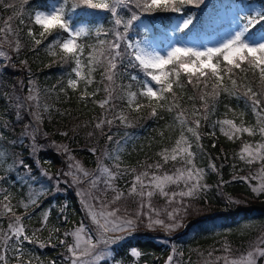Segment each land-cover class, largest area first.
<instances>
[{"label":"trees","instance_id":"obj_1","mask_svg":"<svg viewBox=\"0 0 264 264\" xmlns=\"http://www.w3.org/2000/svg\"><path fill=\"white\" fill-rule=\"evenodd\" d=\"M216 1L226 6L230 1L235 0H203L197 9V19L191 26L199 25L204 28L203 24L207 23L208 13L203 15L201 13L208 7H215ZM258 1L264 7V0ZM46 2L47 0H27V2L26 0H0V28H11L13 34L19 32L22 43L27 45L17 54L7 43L0 44V51L4 50L6 53L4 58H0V175L8 177L0 187L6 185L12 194L14 210L17 215L22 216L27 234L31 236L33 232L36 233L33 238L37 241L36 243L24 242L26 253L24 259H31V264H63L61 257L67 254L66 247L59 243L63 237V231L77 224L82 218L77 197L69 190L61 193L54 192L53 186H46L45 180L41 193L35 197L36 205H31L27 209L31 213L30 219L23 218L25 209L19 202L25 199L23 198L25 186L40 184L38 183L40 181L36 180L40 170L35 160L48 165L52 173H57L58 165L62 163L64 157L56 146L62 142L74 154L80 155L88 166L96 164V157L107 165H115L117 163L115 157L118 156L121 169L136 168L139 172L148 170V164L160 163L162 165L160 170L153 168L148 171L162 174V172H172L178 168L176 162L171 160V156L172 149L177 147L176 141L180 139L181 132L192 144L191 150L195 153V163L203 168H208L211 163L217 165L216 171L209 169L205 173L208 190L197 198L201 204L200 208L196 212L189 210L186 215L182 213L178 218L181 226L169 231V235L165 237L155 234L156 228L148 227V223L143 220L137 225L145 227L147 230L143 229L147 233L142 234L140 229L134 227L132 236L123 237L109 245L111 254L106 261H112L114 258L125 262L134 260L135 264H168L169 255L173 250V255H179L177 264H196V254L205 253L212 245L219 244L221 237L230 238L239 246L251 242L261 226H264V192L254 193L248 180L233 179V177H247L248 163L240 159L237 155L238 151L246 141L262 138L258 132V117L252 112L251 107L245 104L244 99L237 100L222 93L216 103L215 113L211 114L207 121L202 120L197 130L202 137L198 142L199 147L195 137L187 132V127L195 126L194 121L197 116L194 115V110L199 109L202 113V102L198 97L203 84L194 88L188 83L185 73L181 72L180 75L183 88L174 85L175 96L166 94L167 100L161 101L165 103V109L158 108L157 116L150 115L151 107L148 106V100L139 95L133 100L132 108H129V93H139L141 89L139 81L144 74L138 68L125 72L122 67H118L115 84L107 81L105 74L107 52H102L99 41H108L112 37L107 33L111 32L113 18L107 11L90 9L86 6L77 7L66 13L70 15L72 22L86 23V29L78 42L84 46V51L80 53L84 79H77L75 90L69 88L67 82L73 76L71 69L75 63L74 59L69 57L65 63L61 59L62 54L59 53L58 47L52 49L58 52L55 57L50 54L48 48V43L54 37L62 40L67 36L66 33L56 30L54 36H50L35 49L31 47L27 37L28 27L33 26L30 23L33 12L36 8H46ZM93 2L96 3L94 0ZM71 3L72 0H69L66 8H71ZM189 6H186L188 11H190ZM169 14L161 13L160 17L165 20ZM147 15L153 17L154 13ZM21 18L25 20L24 25L19 23ZM263 23L264 21H258L253 27L254 32L263 28ZM33 31L38 36L40 29L38 26H33ZM3 35L4 33H0V39ZM8 38L12 39L13 35L9 34ZM107 47L105 44L103 49L106 50ZM90 54L98 57L99 63L92 65L94 71L89 77L88 60L92 58ZM8 57L11 59L9 60ZM21 61L26 63L22 64ZM243 67L246 69L245 72L233 70L238 84L251 86L254 91H261L258 71L253 74L247 65ZM132 75H137L138 81H133ZM88 79L92 80L91 84L87 83ZM213 82L209 80L207 91H211ZM225 83L231 86L227 77H225ZM106 86L118 87L116 95L121 97L118 101L110 102L116 104V110L107 112L108 118L114 114H123L128 117L130 126L122 125L117 120L111 127L105 124L102 129L95 128V124L109 107V105L105 108L100 107V103L108 95L104 91ZM29 89H32L31 94L36 99L31 101L27 99ZM239 90L243 92L245 89L241 87ZM81 92L95 93V95H85L81 99ZM17 97H20L25 105L22 111L26 115L27 122L31 119L27 114L29 107L42 114L43 119L38 124L40 131L37 134L40 139L35 141L41 145L45 140L43 137H46L51 141V146L42 145L36 152H32L29 138L24 139L23 142L20 141L21 135L18 136L16 134L18 130L14 128V123L20 125L18 121L20 118L16 117L14 111ZM189 97L193 99L189 100ZM260 98L264 100V96ZM137 103L142 105L138 112L133 111ZM37 104L39 107H36ZM168 107L172 108L171 112L166 110ZM261 115L264 116V113ZM177 116H181L189 123L182 125L180 120L176 119ZM224 119L232 120L238 126L252 127L255 132L251 136L248 133H233V139L229 140L228 136L220 131L221 124L217 123ZM64 132L67 133L66 136L61 135ZM213 132L215 135H212ZM89 133L92 135L90 136ZM108 135H112L114 139L108 141ZM118 141L120 143H117ZM92 149H95V152ZM105 152L109 153V157L104 156ZM164 155L169 157L166 164ZM18 158L23 160L29 171H25L23 167L14 168ZM236 172L237 174H234ZM133 175L129 173L117 180V183L126 184L125 181L130 180ZM25 177L28 179L25 180ZM128 185L129 182L126 186ZM2 195L0 194V231L7 229L11 217V213L5 214ZM109 195L106 193L107 198ZM230 196H234V199L243 204L236 205L237 203L231 200ZM162 199L157 196L156 199L151 200L156 209L151 218H155L156 213L164 218L168 211H172V209L166 210L168 207L159 201ZM184 200L188 202V199ZM111 201L109 199L107 204H111ZM137 201L138 197L128 196L116 202L115 208L119 209V212L127 209L129 214L134 213L138 210ZM46 208L48 218L45 221L43 212ZM181 217L183 220L180 219ZM40 244L45 246L40 247ZM2 247L0 243V248ZM133 248L137 251L135 255L131 252ZM8 264H15L11 249L8 253Z\"/></svg>","mask_w":264,"mask_h":264},{"label":"snow or ice","instance_id":"obj_2","mask_svg":"<svg viewBox=\"0 0 264 264\" xmlns=\"http://www.w3.org/2000/svg\"><path fill=\"white\" fill-rule=\"evenodd\" d=\"M27 2V0H26ZM69 0H61L58 6H53L50 11H36L34 17L31 18V25L38 26L40 31L37 34L33 31V26H29L27 29V37L33 49L36 46L42 45V43L50 36H54L56 30H60L67 34V37L60 40L53 38L51 42L48 43V48L50 54L55 57L58 55L57 51L52 50L54 47H58L61 59L67 62L69 57L73 58L75 61V67L71 69L78 79L83 80L82 75V63L80 53L84 51V46L77 43V38H79L83 33L84 29L76 28L73 29L70 20L68 19L66 13L80 6H86L90 9H99L108 11L111 13L114 22V28L108 35L113 38L111 40H100L99 45L101 50L107 52L106 60L107 66L105 67L106 79L110 84H115V79L118 75L116 71L118 67H122L125 72L129 69H140L144 74V79L139 81L141 84V89L139 93L130 92L129 93V104L128 107L132 108V102L137 95L144 97L148 100V106L151 107L150 115L155 117L158 115L157 109H165V103L161 101H166V94H171L175 96L174 85L178 88H183L180 82L181 72L187 75V81L194 88L203 84V88L200 89L199 101L202 102L201 108L202 113L199 109L194 110V115L197 118L194 121V127H187V132L191 133L195 137L197 142V147L200 145L198 142L201 140V136L198 134V129L201 126V122L207 121L209 116L216 111V103L220 98L221 94H225L229 97H234L237 100L244 99L245 104L251 107L252 112L258 117V132L261 137H264V100L260 97L264 96V39L261 41L252 43L247 40L246 33L249 32V28L253 29V25H256L261 21H264V10L258 11L255 15H249L247 18V23L244 24L239 30H234L232 34L223 39L220 43L204 44L201 47L191 46L190 44L178 42L175 40L174 43H170L165 46L164 52L159 50V44L153 43V38L159 34L164 33L165 35H175L177 33H183L185 29L193 23L195 12H186V6H194L199 8L203 3V0H103L100 3H94L93 0H72L71 8H66ZM11 7V5H8ZM124 11L128 14V18L125 19L120 15V12ZM149 13H174L180 14V23L178 26L172 30L169 29L162 23L158 25L150 26L144 31V36L140 39L133 41L129 34V30L134 26V22H137L144 14ZM11 19V18H9ZM216 22V17L211 21ZM20 25L25 24L23 18L19 21ZM153 27L156 28V33H153ZM123 29L121 31L120 29ZM99 31V30H98ZM0 33H4L3 38L0 39V44L7 43L14 53H19L20 50L27 47L26 44L22 43L19 38V32L15 34L12 33L11 28H0ZM152 33V36H149ZM9 34L13 35L12 39H9ZM160 43H163L162 41ZM107 44V49L104 50L103 46ZM91 59L88 60V71L89 77L91 76L94 68L93 64L99 63L98 57L90 54ZM6 56L5 51H0V58ZM10 60L11 57H8ZM25 64L26 61H21ZM223 64V67L221 65ZM243 65H247L249 69L252 70L253 74L258 71L261 91H254L251 86L240 85L235 77L234 69H238L240 72H245L246 69ZM170 68L171 70H167ZM225 77L230 81L231 86L229 87L225 83ZM203 78V80H201ZM131 79L133 81H138L137 75H132ZM209 80L214 82L211 84V91H207ZM68 87L75 90L77 87L76 79L68 80ZM88 84L92 83L91 79L87 80ZM131 87V85H129ZM244 87V91L241 92L239 89ZM63 91V89H62ZM99 91V89H97ZM104 91L108 94L107 98L100 103L101 108H105L106 105L109 107L106 109L105 114L98 123L95 124L96 129H102L103 125H108L111 127L117 120L120 124L125 126H130V121L127 116L123 114L113 115L108 118L107 112H115L116 104L110 103L112 101H118L121 99L120 96L116 95L118 87H108L104 88ZM32 89H29V95L27 99L29 101L36 99L32 94ZM94 96L95 93L85 92L81 95V99L84 96ZM193 97H189L192 100ZM17 104V116H21V109L25 107L22 103L20 97L16 98ZM155 102V103H154ZM36 107H39L37 104ZM142 105L137 103L133 111H139ZM168 112L172 111L171 107L166 109ZM28 116L31 118L28 124H25L23 133L19 138L21 142L26 138H30L32 141L33 150H35V140L40 129L38 124L42 122V114L33 111L31 107L27 111ZM176 119L180 120L182 125H186L189 122L177 116ZM217 123L221 125H228L229 128L234 133H248L250 136L254 134L255 129L252 127H237L232 120L218 121ZM223 130V128H222ZM228 136L229 140L233 139L232 135L228 132L224 133ZM46 135V134H45ZM61 135L66 136L67 133H61ZM91 136L92 133H89ZM212 135H215L213 132ZM114 138L112 135L107 136L108 141H112ZM117 143H120L119 141ZM176 148L172 149L173 155L171 160L176 161L178 158L181 161L183 167L176 169L175 175H158L156 171H153L150 175L148 170L155 168L160 170L162 165L160 163L148 164L147 169L144 171L137 172L136 168L133 169H121L119 163V157H115L117 163L115 168L118 170L113 173L108 167L101 166L99 171L104 174V177H95L91 183L93 186L96 185L98 181L102 180L105 185V191L111 190L114 193L111 203H116L122 198H125V192L115 187L114 181L124 178L129 173L134 174V179L131 180V186L127 189L128 196L138 197V210L134 213H130L127 217H120L117 215L119 209H113L110 212L97 213L93 206L89 203H84V208L86 214L91 217L92 223L98 230V235L96 237V244L91 243V236L89 237V243L86 247L81 248L80 239L81 234L85 232L86 225L81 223L80 226L73 232H65L64 236H73L76 238L75 245H68L67 252L70 254L67 258L70 264H97V261L103 259V253L108 252V245L114 243L117 240L122 239L121 236L111 237L108 236L109 232H122L127 234L129 230L137 226V224L142 223L144 218L147 217L149 220L148 227H153L154 224L161 225L165 230H174L180 227L179 217L181 214H187L189 211V205L185 203L184 198H197L201 193L208 190V186L203 184V178L205 174V169L197 167L194 164L195 153L192 151V144L189 143L188 137L181 132L180 139L176 141ZM181 145H187V147H181ZM215 147V144H213ZM67 151V150H65ZM95 152V149H92ZM167 150H165L166 152ZM105 157H109V153H104ZM164 163L166 164L169 160L167 155L163 156ZM240 159L245 160L249 165L254 161L264 162V143L255 145L254 147L245 144L240 153ZM213 171L217 170V165L211 163L209 165ZM23 167L25 171H29L28 166L20 160L19 164L14 165V168ZM70 168H75L78 173H82L84 177H88L90 174L82 168L79 163L70 165ZM223 167V165H221ZM65 176H72L73 183L81 182L79 177L73 172L64 173ZM8 179L5 175H0V185ZM28 177H25L27 180ZM233 179L247 180L248 177H233ZM184 183L187 190H182L179 193L173 192L169 195L166 190L169 184H178L180 182ZM59 182V181H58ZM223 183V181H221ZM127 184L128 181H125ZM158 190L159 195L165 197L167 202L171 204H176V207L172 211L167 212V217L171 223H165L162 219H157L153 221L151 215L156 209L153 207L151 198L154 193ZM253 192H264V174H262V182L258 188H252ZM0 194L2 195L3 208L5 214L11 213L9 218V223L7 224V229L0 231V243L3 247L0 248V262L3 264H8V253L11 249L13 258L15 259V264H31V259L25 260L24 256V242L36 243L37 241L33 239L36 235L35 232L30 236L27 234L26 226L22 222V216L17 215L12 204V194L8 191L6 185L0 187ZM179 196L180 200L177 201L176 197ZM95 200L101 201L100 196L93 197ZM37 201L34 197L28 199V203L20 201L19 204L25 209L23 218L30 219L31 213L27 209L31 205H36ZM158 214V213H157ZM99 217H102L104 223H100ZM44 220L48 218V212L43 213ZM39 231V229L37 230ZM91 231V228L88 229ZM61 245L67 243L66 239H61L59 241ZM97 245H103V248L97 247ZM264 240L260 242V245L251 246L250 250L247 251L246 255H241L239 259L229 260L227 256L223 257L224 264H259V262L264 259ZM44 244H40V247H44ZM225 251L228 252L230 249L225 247ZM221 259L220 257L217 258ZM172 257H169V264Z\"/></svg>","mask_w":264,"mask_h":264},{"label":"rangeland","instance_id":"obj_3","mask_svg":"<svg viewBox=\"0 0 264 264\" xmlns=\"http://www.w3.org/2000/svg\"><path fill=\"white\" fill-rule=\"evenodd\" d=\"M96 1V3H100L103 2V0H94ZM61 2V0H47V7L45 9L43 8H37L34 12H33V17L36 11H50L53 6H58L59 3ZM188 8H191L190 11L187 12H195L197 11V13L195 14L194 20L197 19L196 17L198 16V10L199 8L194 7V6H189ZM263 4H260V2L258 0H248V2H243L242 1H230L226 6H224L223 3H219V4H215V7L211 8L208 7L207 10H205L204 12H202L201 14L203 15L208 13V20L207 23L203 24V27H200L199 25L195 27H191V25L189 26L188 29H185L183 31V33H177L175 35H165L164 33H159L157 34L154 38H153V43L154 44H159V50L161 52H164V48L166 45L170 44V43H174L175 40L178 42H182V43H186V44H190L191 46H196V47H201L204 44H209V46H211L212 44H217L220 43L223 39L228 38L232 32L234 30H239L240 27H242L244 24L247 23V18L249 15H255L256 12L258 11H262L263 9ZM108 12V11H107ZM110 13V12H108ZM111 14V13H110ZM120 15L123 16L125 19L128 18V14L124 11L121 10ZM180 14H169V19L165 18V21L161 20L159 18V16H157V18L155 17L153 18H149L147 14H144L143 17H141L137 22H134V26L129 30V36L130 38L135 41L137 39H140L141 37L144 36V31L146 29H148L150 26L153 25H158L159 23L164 24L163 22H168L166 24H164L165 26H167L169 29L174 30L178 24L180 23ZM68 19L70 20V15L67 16ZM216 17V22L211 24V21L213 20V18ZM113 18V17H112ZM71 22V21H70ZM113 22V20H112ZM71 25L73 27V29L76 28H83L84 31L86 29V23H84L83 21L80 22H76L73 23L71 22ZM114 22L112 23L111 26V31L114 28ZM254 27V25H253ZM121 31H123V29H120ZM153 33H156V28L153 27ZM247 37V40L249 42L255 43L258 41H261L262 39H264V28L259 30L258 32L254 33L253 29H249V32L245 34ZM149 36H152V33H149ZM113 37H111L109 40H111ZM163 43H160V42ZM79 42V38H77V43ZM4 51V50H2ZM75 67V64L74 66ZM169 70V68L167 69ZM82 71V69H81ZM75 78H71V79H78L75 75ZM144 79V76L141 77V81ZM83 92H81L82 94ZM15 113H17V108H14ZM17 118H20L18 121L20 122V125L14 123V128H16V130H18V132L16 133L18 136L22 135L23 130H24V126L25 124H28L29 122H27L26 120V115L24 114V112L21 109V116H17ZM225 120V119H224ZM228 120V119H226ZM22 123V125H21ZM237 125V124H236ZM237 127H240L237 125ZM248 127V126H247ZM223 128V130H222ZM220 131L224 134L225 132H228L229 135H232L234 132L229 128L228 125H221L220 127ZM27 139V138H26ZM30 139V138H29ZM40 139V136H36V140ZM42 144L40 145L37 141H35V150H33L32 152H36L37 148L42 146V145H46V146H51L52 143L49 139H47L46 137H43ZM260 143H264V137L259 138L257 140H251V141H246L245 144H249L251 146H255L257 144ZM30 144L32 146V141L30 139ZM244 144V145H245ZM181 147H187V145H182ZM244 147V146H243ZM242 147V148H243ZM33 148V147H32ZM56 148L60 149V153H62V156L64 157V160H62V163H60L58 165V172L57 173H52L49 169H48V165L46 164H42L39 163V161L35 160V164L38 166L39 168V175L37 177L36 180H39L40 184H37L36 186H32L31 184L26 185L25 186V193L23 195V198H25L23 201L28 203V199L30 197H36L38 194L41 193L43 186L44 185V180L46 181V186H53L52 189L54 192H58L61 193L63 191L69 190L72 192V194H74L77 199H78V203L79 206L81 207V211H82V215H81V220L77 223L74 224L72 226L67 227V230L63 231V237L62 239H66L67 243L64 244V246L67 247L68 245H75L76 243V238L73 236H68L65 237L64 233L67 232H73L75 231L81 223H84L87 227L85 229V232L81 234V239H80V244H81V248H84L87 246V244L89 243V237L91 236V243L92 244H96V237L98 235V230L96 229L95 225L92 223L91 221V217L89 215L86 214L85 208H84V203L87 202L90 205L93 206L94 210L97 213H100L101 211L103 212H110L115 208V203H111V204H107V201L110 199L112 200L114 193L109 189L107 191H105V185L102 183L101 181H98L96 183L95 186L92 185L91 181L99 176V177H104V174L102 172L99 171L100 167H108L110 171H112L113 173L117 172L118 170L115 168V165H107L105 162H103L100 158L96 157V164L94 166H91L92 164H89L90 166H88L86 163H84L82 157L80 155H76L74 154L69 148L68 146H66V144L64 143H60L57 144ZM242 148L238 151L237 155L240 156L241 150ZM67 150V151H65ZM102 151V150H101ZM1 154V152H0ZM173 155V152H172ZM245 161V160H244ZM20 162V158L17 159L16 164H19ZM176 162V166L178 168L183 167L181 161L179 160V158L175 161ZM194 162V161H193ZM246 162V161H245ZM75 163H79L83 169H85L90 175L88 177H84L82 173H78L76 171V169L70 168V165H74ZM247 163V162H246ZM194 164L197 167L203 168L202 166H199L197 163L194 162ZM209 166V165H208ZM177 168V169H178ZM205 173L211 169V167L209 166L208 168H205ZM69 172H73L74 174H76L80 181L79 183H73L72 182V176H65L64 173H69ZM152 172V171H151ZM151 172L150 175H151ZM163 174H168V175H175L176 174V170L172 171V172H167L164 173L162 172V174H158V175H163ZM234 174H237L234 173ZM262 174H264V162L261 161H254L251 165H247V177H248V184L250 186V188H258L262 182ZM245 175V173H244ZM134 179V175L130 178V180H128L129 185L126 186V184L122 183V185L119 183H117V180L114 181V185L115 187L119 188L120 190L125 192V197H128L127 195V189L131 186V180ZM59 181V182H58ZM203 184H207V180L205 179V174H204V178L202 181ZM166 190L169 192V195H171V193L176 192L179 193L182 190H187L184 186V183L181 181L178 184H169L167 185ZM107 194L109 195V198H107L106 196ZM257 193V192H254ZM259 193V192H258ZM204 194V193H201ZM96 196H100L102 198L103 203H101V201L99 200H95L93 199V197ZM162 197L159 195L158 190L154 193L153 197L151 198V200L156 199V197ZM199 197V196H198ZM197 197V198H198ZM234 196H230V199L233 200L234 202H236L238 204H243L241 203L239 200H236L233 198ZM162 200H159L162 204H164L166 207H168L166 210H170L173 209L174 207H176V204H169L166 200L165 197H162ZM197 198H184V199H188V202H185L189 205V210L196 212L200 207V202L197 200ZM176 200L179 201L180 197L177 196ZM47 211V208L45 209V211L43 213H45ZM203 211V209H202ZM128 210L125 209L123 211H118L117 215L120 217H127L128 215ZM98 219H100V223H104V220L102 217L98 216ZM153 221L157 220V219H162L165 221V223H171L172 221L168 220V217L165 216L164 218L160 217L157 213L155 218H151ZM181 220H183V217L180 218ZM144 221H146L147 223H149V220L147 217L144 218ZM138 228V230L140 229V232L142 234L147 233L144 229H146L145 227H140L139 225L136 226ZM154 228H156L155 234H157L158 236L161 237H165L167 235H169V230H165L161 225H153ZM91 228V231H88V229ZM144 228V229H143ZM176 229V228H175ZM174 229V230H175ZM147 230V229H146ZM133 229L129 230L127 234H124L122 232H115L118 233L119 235H115V233L113 232H109L107 233L108 236L111 237H115V236H125L128 235L130 233H132ZM173 231V230H170ZM264 240V226H261V228L259 229V232L254 235V237L251 239V242H248L244 245H236L235 242H233L230 238H226V237H221V239L219 240V244L217 245H212L208 251H206L205 253H201L198 252V254H196L197 256H195L196 264H224V260L223 257L227 256L229 260L231 259H239L241 257V255H246L247 251L250 250L251 246L254 245H260V242ZM227 246L228 249H230V251L226 252L225 251V247ZM264 246V245H261ZM98 249L99 248H103V245H97ZM108 247V252L107 253H103V259L100 261H97V264H135L133 261L132 262H125V261H121V260H115L114 258L111 260H107V258L110 256L111 254V248ZM133 255L137 254V251L135 250V248H133V250L131 251ZM70 254L67 252V254H64V256L62 255L61 257V261H63V264H70V261L68 260V256ZM172 257V260L170 262V264H177L178 260H179V255H173V250H171V254L169 255ZM185 256V255H184ZM218 257H220L221 259H217ZM103 261V263H102ZM106 261V262H105ZM168 264H169V258H168ZM259 264H264V259H262Z\"/></svg>","mask_w":264,"mask_h":264}]
</instances>
